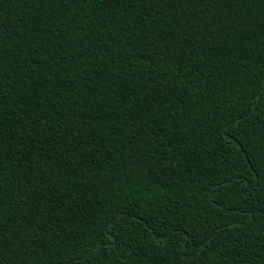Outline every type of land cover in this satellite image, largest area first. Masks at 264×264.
Listing matches in <instances>:
<instances>
[{
    "label": "trees",
    "instance_id": "obj_1",
    "mask_svg": "<svg viewBox=\"0 0 264 264\" xmlns=\"http://www.w3.org/2000/svg\"><path fill=\"white\" fill-rule=\"evenodd\" d=\"M0 6L12 21L32 20L27 31L20 29V47L0 59V208L43 229L29 247V264H67L70 257L75 264H115L124 252L131 258L120 264H185L184 234L166 250L170 233L161 222L192 223L201 214L222 223L226 234L209 236L207 224L188 230L207 249L201 264H264V183L251 175L264 153L256 151L259 144L247 147L264 128L241 98L264 82V0L183 2L159 9V16L152 4L144 14L139 6L124 12L105 0L33 4L21 16L10 15L20 11L18 4ZM201 8L205 21L235 17L243 27L227 24L215 34L206 28L195 49L184 45L202 82L186 102L158 88L166 80L159 72L135 75L112 57L121 41L143 49L148 35L161 53L154 59L165 66L167 48L179 47L180 29L190 31L188 22ZM145 21L149 28L142 31ZM161 25L163 31L153 30ZM221 110L247 127V139L235 123L227 134L214 131L227 127L217 120ZM113 177L121 182L119 193L108 191ZM113 195L128 210L124 220H113L120 215L109 207ZM93 216L137 243L93 255L110 235L104 224L91 228ZM79 232L87 239L77 238ZM193 249L201 251L195 242Z\"/></svg>",
    "mask_w": 264,
    "mask_h": 264
},
{
    "label": "snow or ice",
    "instance_id": "obj_2",
    "mask_svg": "<svg viewBox=\"0 0 264 264\" xmlns=\"http://www.w3.org/2000/svg\"><path fill=\"white\" fill-rule=\"evenodd\" d=\"M69 0H0V5L7 3L9 5L15 3L20 6V11L12 12L10 15L21 16V11L25 8L32 7L33 4L39 6L40 4L51 5V4H60L61 6L66 5ZM86 3L87 0H84ZM187 2L193 5H203L204 3L216 4L221 2V0H105V3L109 6L121 7L124 12H128L130 9H136L139 6V11L144 14H148L149 4H152L156 9V14L161 15L159 9L165 8L169 11L173 9L177 3ZM238 3L250 4L254 3L255 0H237ZM3 7L0 6V59L6 55L9 50L13 47H20L23 43V37L20 35V29L23 28L25 31L28 30L29 25L32 23L31 17L21 16L22 23L17 21H12L8 19L7 16L3 15ZM56 11H61V8H57ZM205 12L203 8L194 16L192 20L188 22L189 30L181 28L183 32V40L180 43L179 47L173 49L168 47L165 56L168 59L163 60V65L157 63L154 57L161 56L159 51H156V45L152 42V38L148 35L143 37L144 40L149 41L145 44L143 49L139 48L135 43L121 41L117 47H114L112 50V57L119 58L123 64L124 70L131 71L135 75L144 76L148 73L159 72L162 74L166 80L161 81L158 84V88L167 89L170 95L175 96L181 102H186L187 98H190L191 91H194L197 87H202V82L200 77L197 75L196 71L190 67V57L191 53L187 51L184 47L187 44L190 48L195 49L199 43L198 36L203 35V30L206 28H212L213 34L215 30L219 29L220 31L227 30V24H232L237 30H239L243 25L239 24L235 17H232L230 20H225V18H220L219 23L212 24L203 19ZM239 15V13H237ZM71 23V20L68 21ZM159 23V21H158ZM140 30H146L149 28V24L145 21L138 25ZM154 31H163V26L153 29ZM168 35H174V33H167ZM135 35V32L133 33ZM153 49L152 52H149L148 49ZM49 55H52L49 53ZM53 60L57 59H66V57H57L52 55ZM169 60L171 64L169 65ZM35 62V61H33ZM72 63H75L73 60ZM153 65H156L154 68ZM197 69L199 65L196 66ZM79 70V69H78ZM67 71V69H65ZM264 75V72L261 73ZM259 78V77H257ZM152 82L156 83V78L153 76ZM249 101V106L251 111L258 112L260 114V125L264 128V82L257 85L254 92L251 95H246L241 97ZM230 113H227L224 110H221L217 114V120H223L227 124V127H217L214 129L216 132H220L222 135L227 134L228 128L232 127V124L240 125L239 120H229ZM251 123V121H249ZM239 132H242L247 139L249 133L247 127L240 125ZM255 135L258 139L254 142H249L247 147L252 148L253 144H259V148L256 149L258 152L264 153V133L256 132ZM232 140L236 139V133L231 136ZM244 147V145H239ZM249 165H252L251 158L248 159ZM229 164L232 167H235L232 161H229ZM253 171L251 175L259 177L257 183H264V156L261 157V167L255 169L253 165ZM151 170L150 167L148 169ZM232 183H235V177H232ZM130 180H125L124 183H130ZM120 181L113 177V186H110V193H119L122 191L120 187ZM255 187V185H253ZM119 200L117 195L112 196V202L109 204V207L115 208L118 210L120 215L113 217V220L119 221L125 219V214L127 209L121 207L116 201ZM103 203H109L107 199ZM103 206V205H102ZM106 215V211L104 213ZM187 215H191L188 213ZM159 219V217H157ZM127 222V221H125ZM104 224L103 221L98 220L97 217H92L91 228L93 230L99 229L100 225ZM212 225L210 231L208 232L209 236L215 237L220 235L222 238L224 235V226L222 223L215 222L213 219H206L202 214L197 216L196 219L189 223L187 219H184L178 223L173 224L169 227L168 223L161 222V227L163 230H166L170 235L164 237L163 246L167 250L168 245L174 243L175 240H179L180 234H184V243L188 244V250L184 251L182 255L185 258V264H201V257L207 251L204 243L197 242V237L192 236L188 230H196V226L199 228H204L205 225ZM187 225V227H185ZM104 227L107 229V232L110 234L109 238L104 242L103 245L98 246L97 249H94L92 254L95 255L98 251L102 252L104 247H115L119 246L120 248H126L130 246L131 243H137L133 240L132 235L129 234L127 239L123 236L117 237L113 233V229L107 224H104ZM40 231H43L39 227L38 222L32 223L30 221H22L19 217L15 219L8 218L4 215L3 209L0 208V264H29L28 252L31 244L36 243L34 237ZM155 231V229H153ZM97 236L101 235L100 231L96 232ZM77 238L84 236V239H87V236L83 232L76 234ZM156 241H160V237H155ZM196 243V247L201 249V251H195L193 249V243ZM131 258V253L124 252L121 254L120 259L115 262V264H120V260H129ZM38 259V258H37ZM75 257H70L67 261V264H75Z\"/></svg>",
    "mask_w": 264,
    "mask_h": 264
}]
</instances>
